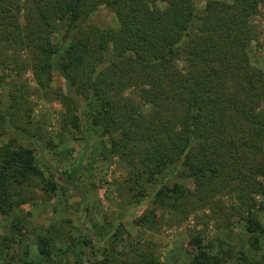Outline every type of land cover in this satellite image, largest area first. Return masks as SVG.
I'll use <instances>...</instances> for the list:
<instances>
[{
	"label": "trees",
	"instance_id": "trees-1",
	"mask_svg": "<svg viewBox=\"0 0 264 264\" xmlns=\"http://www.w3.org/2000/svg\"><path fill=\"white\" fill-rule=\"evenodd\" d=\"M199 1L0 0V217L26 202L28 188L56 187L31 147L44 137L26 109L29 73L33 95H53L64 108L62 131L85 119L106 139L108 154L126 169L123 205L139 204L168 166L190 181L192 188L172 183L152 193L131 222L139 233L208 211L222 228L237 221L255 248L264 236L256 217L264 211V72L251 62L257 30L249 19L264 18V0H204L198 9ZM99 10L113 15L114 28L91 23ZM53 73L65 92L52 88ZM83 158L58 174L63 184L79 187ZM129 238L111 223L100 253L83 243L100 264H156L150 241ZM8 242L1 240L5 249ZM35 245L50 263L46 240ZM21 264H38L27 248ZM190 264L224 263L201 252Z\"/></svg>",
	"mask_w": 264,
	"mask_h": 264
},
{
	"label": "rangeland",
	"instance_id": "rangeland-1",
	"mask_svg": "<svg viewBox=\"0 0 264 264\" xmlns=\"http://www.w3.org/2000/svg\"><path fill=\"white\" fill-rule=\"evenodd\" d=\"M203 4L204 0L199 1L197 8L201 9ZM249 21L257 30L249 47L251 62L264 72V18L255 15ZM91 23L100 27L116 26L113 15L106 10L96 12ZM177 66L183 70L181 62ZM23 78L31 87L26 109L31 122L40 127L44 137L43 141L31 145L35 150L36 166L44 180L53 182L56 187L52 193L38 187L28 188L26 202L12 215L0 217V264H21L26 248L29 258L38 264H100L99 254L83 241H89L100 253L101 248L106 247L104 234L111 223L117 227L122 225L130 236L128 240L150 241L156 264H190L191 258L201 252L216 255L224 264H264V236L252 248L245 242L237 221L222 228L215 224L208 211L197 212L176 225H163L154 232L139 233L131 222L143 212L152 193L172 183L192 188L190 181L181 175V168L168 166L146 187V196L139 204L123 205L118 193L124 185L126 169L108 154L106 139L99 137V132L85 119L79 129L62 131L58 124L64 111L62 105L53 95L48 98L33 95L30 74L25 73ZM51 86L65 92L64 81L54 73ZM126 94L135 97L136 92L130 90ZM48 140L51 144L45 145ZM5 141V137L0 136V142ZM19 145L26 146L24 142ZM80 154H84V158L77 173L79 187L63 184L58 174ZM259 180L264 184V174ZM122 190L124 195L125 190ZM222 200L228 203L227 199ZM256 217L264 223V211H257ZM13 224L17 230L13 229ZM41 237L50 250V263L41 260L37 253L35 244ZM2 239L9 240L7 249L1 244Z\"/></svg>",
	"mask_w": 264,
	"mask_h": 264
}]
</instances>
